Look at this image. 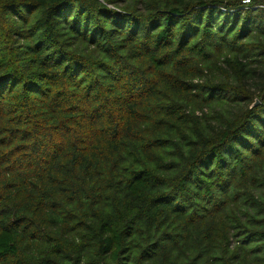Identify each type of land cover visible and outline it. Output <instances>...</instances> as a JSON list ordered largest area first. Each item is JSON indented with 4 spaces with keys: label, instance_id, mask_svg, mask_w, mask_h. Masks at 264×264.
<instances>
[{
    "label": "trees",
    "instance_id": "1",
    "mask_svg": "<svg viewBox=\"0 0 264 264\" xmlns=\"http://www.w3.org/2000/svg\"><path fill=\"white\" fill-rule=\"evenodd\" d=\"M242 1L0 0V264H264Z\"/></svg>",
    "mask_w": 264,
    "mask_h": 264
},
{
    "label": "water",
    "instance_id": "2",
    "mask_svg": "<svg viewBox=\"0 0 264 264\" xmlns=\"http://www.w3.org/2000/svg\"><path fill=\"white\" fill-rule=\"evenodd\" d=\"M256 104H258V101L257 100H255L254 103L251 106H254Z\"/></svg>",
    "mask_w": 264,
    "mask_h": 264
},
{
    "label": "built area",
    "instance_id": "3",
    "mask_svg": "<svg viewBox=\"0 0 264 264\" xmlns=\"http://www.w3.org/2000/svg\"><path fill=\"white\" fill-rule=\"evenodd\" d=\"M248 1H249V0H244V1H242V2H243V3H245V4H247V3H248Z\"/></svg>",
    "mask_w": 264,
    "mask_h": 264
}]
</instances>
